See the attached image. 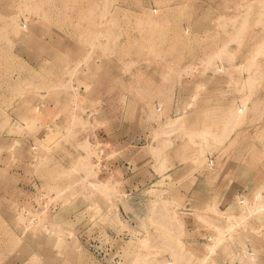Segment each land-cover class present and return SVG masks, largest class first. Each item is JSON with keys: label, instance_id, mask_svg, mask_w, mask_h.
Segmentation results:
<instances>
[{"label": "rangeland", "instance_id": "1", "mask_svg": "<svg viewBox=\"0 0 264 264\" xmlns=\"http://www.w3.org/2000/svg\"><path fill=\"white\" fill-rule=\"evenodd\" d=\"M0 264H264V0H0Z\"/></svg>", "mask_w": 264, "mask_h": 264}, {"label": "bare ground", "instance_id": "2", "mask_svg": "<svg viewBox=\"0 0 264 264\" xmlns=\"http://www.w3.org/2000/svg\"><path fill=\"white\" fill-rule=\"evenodd\" d=\"M220 71H221V69H220ZM218 72V71H217ZM239 110H240V108H239ZM241 112V111H240Z\"/></svg>", "mask_w": 264, "mask_h": 264}]
</instances>
